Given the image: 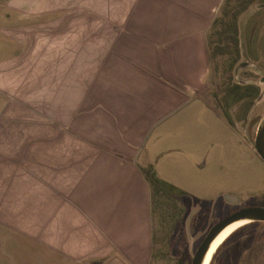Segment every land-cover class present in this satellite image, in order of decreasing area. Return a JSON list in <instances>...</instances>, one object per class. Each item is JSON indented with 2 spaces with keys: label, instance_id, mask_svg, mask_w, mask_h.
Wrapping results in <instances>:
<instances>
[{
  "label": "crops",
  "instance_id": "crops-1",
  "mask_svg": "<svg viewBox=\"0 0 264 264\" xmlns=\"http://www.w3.org/2000/svg\"><path fill=\"white\" fill-rule=\"evenodd\" d=\"M224 1L7 7V31L23 49L0 65V264H42L45 253L57 264L153 263L144 170H155L156 153L146 143L192 99L216 109L204 94L207 34Z\"/></svg>",
  "mask_w": 264,
  "mask_h": 264
},
{
  "label": "rangeland",
  "instance_id": "rangeland-1",
  "mask_svg": "<svg viewBox=\"0 0 264 264\" xmlns=\"http://www.w3.org/2000/svg\"><path fill=\"white\" fill-rule=\"evenodd\" d=\"M15 1L0 0V65L23 49L7 31V7ZM249 3L238 16L239 51L216 56L214 47L221 37L222 20L229 21L236 9ZM216 18L217 24L207 34L210 72L204 90L216 109L204 100L192 99L155 125L146 143L156 153L153 163L157 176L175 187V196L156 191L152 264H181V259L192 264L206 233L220 218L237 206L264 204V159L254 146L264 120V0H225ZM98 31L93 29V34ZM96 82L97 75L93 85ZM238 83L244 88L238 94L234 90L227 106L224 96ZM254 86L259 87L258 93ZM244 94L249 96L240 100ZM97 96L93 90V100ZM3 101L0 94V113ZM33 102L28 104L29 114L38 110ZM179 190L193 199L180 200L176 196ZM183 201L191 209L184 220ZM3 241L4 237L0 239V262L7 258ZM56 259L45 253L42 264H57ZM211 264H264V221L236 230Z\"/></svg>",
  "mask_w": 264,
  "mask_h": 264
},
{
  "label": "trees",
  "instance_id": "trees-1",
  "mask_svg": "<svg viewBox=\"0 0 264 264\" xmlns=\"http://www.w3.org/2000/svg\"><path fill=\"white\" fill-rule=\"evenodd\" d=\"M248 6V4H246L245 6H243V8L240 9H236L232 18L229 21H225L222 20L223 22V28L220 30V40L219 43H217L214 47V54L217 55H227L231 52H238L239 48H240V37H239V21H238V16L239 14L242 12V10L246 9V7ZM227 12V11H225ZM218 18H215L214 22H213V26L217 24L218 22ZM237 59L235 58L232 62H231V67L235 66ZM241 84H234L233 87L227 91V93L224 96L225 102L227 106H230V98L233 96L232 93H236L234 92V90L237 91V94L239 93V90L241 91ZM255 87V91L256 93L259 92V87L258 86H254ZM232 90V92H231ZM254 91V94H255ZM245 95H241L239 96V98H243ZM150 184L153 190V199L155 198L156 195V191H164L166 194L168 195H174V190L175 187L173 185H171L170 183H168L167 181L159 178L155 172V170L153 169V167H148L144 170ZM177 192V197L180 200H185L186 198H190L193 199V197H191V195H189L188 193H185L184 191H176ZM183 204L185 205V214L183 217L184 218L188 215V213L190 212V207L186 205L185 201H183ZM183 226V224H182ZM216 254V253H215ZM215 257V255H214ZM213 257V258H214ZM213 260V259H212ZM184 259H181V264H184Z\"/></svg>",
  "mask_w": 264,
  "mask_h": 264
},
{
  "label": "water",
  "instance_id": "water-1",
  "mask_svg": "<svg viewBox=\"0 0 264 264\" xmlns=\"http://www.w3.org/2000/svg\"><path fill=\"white\" fill-rule=\"evenodd\" d=\"M254 146L264 159V120L257 132ZM245 219L251 221H264V206L256 205L244 207L232 215L215 223L195 252L192 264H203L211 244L216 239V237L230 224Z\"/></svg>",
  "mask_w": 264,
  "mask_h": 264
},
{
  "label": "bare ground",
  "instance_id": "bare-ground-1",
  "mask_svg": "<svg viewBox=\"0 0 264 264\" xmlns=\"http://www.w3.org/2000/svg\"><path fill=\"white\" fill-rule=\"evenodd\" d=\"M248 222H251V220H240V221H236L232 224H230L229 226H227L217 237L216 239L212 242L211 247L206 255V258L204 260L203 264H209L214 253L216 252L217 248L223 243V241L225 240V238L227 237V235H229L232 231H234L235 229H237L238 227H240L243 224H246Z\"/></svg>",
  "mask_w": 264,
  "mask_h": 264
},
{
  "label": "flooded vegetation",
  "instance_id": "flooded-vegetation-1",
  "mask_svg": "<svg viewBox=\"0 0 264 264\" xmlns=\"http://www.w3.org/2000/svg\"><path fill=\"white\" fill-rule=\"evenodd\" d=\"M256 205H261V206H264V204H260V203H251V204H246V205H243V206H240V207H235V208H233L229 213H227L225 216H223L222 218H220L217 222H219L220 220H222V219H224V218H226V217H228V216H230V215H232L233 213H235V212H237L238 210H240V209H242V208H244V207H249V206H256ZM251 222H257V221H251ZM248 223H250V222H248ZM248 223H246V224H248ZM246 224H243V225H241L240 227H242V226H244V225H246ZM240 227H238L237 229H235L234 231H232L229 235H227V237L225 238V240L223 241V243L217 248V250H216V252L218 251V249L224 244V242L236 231V230H238ZM211 229V228H210ZM209 229V230H210ZM209 230H208V232H209ZM208 232L206 233V235L208 234ZM206 235H205V237H206ZM204 237V238H205ZM204 240V239H203ZM215 252V253H216ZM215 253H214V255H215ZM214 255H213V257H214ZM213 257H212V259H213ZM212 259H211V261H210V263L209 264H211V262H212Z\"/></svg>",
  "mask_w": 264,
  "mask_h": 264
}]
</instances>
